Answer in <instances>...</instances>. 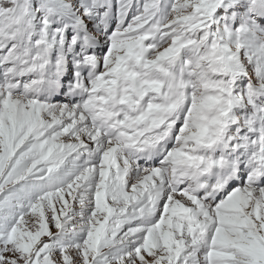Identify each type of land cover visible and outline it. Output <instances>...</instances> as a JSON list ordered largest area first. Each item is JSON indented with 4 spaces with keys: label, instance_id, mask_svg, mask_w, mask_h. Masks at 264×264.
<instances>
[{
    "label": "snow or ice",
    "instance_id": "1",
    "mask_svg": "<svg viewBox=\"0 0 264 264\" xmlns=\"http://www.w3.org/2000/svg\"><path fill=\"white\" fill-rule=\"evenodd\" d=\"M0 264H264V0H0Z\"/></svg>",
    "mask_w": 264,
    "mask_h": 264
}]
</instances>
